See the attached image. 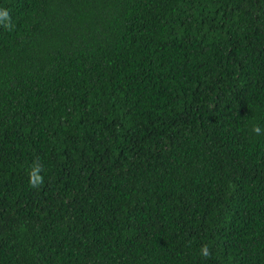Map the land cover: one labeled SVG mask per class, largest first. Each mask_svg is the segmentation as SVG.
Wrapping results in <instances>:
<instances>
[{"label":"trees","instance_id":"obj_1","mask_svg":"<svg viewBox=\"0 0 264 264\" xmlns=\"http://www.w3.org/2000/svg\"><path fill=\"white\" fill-rule=\"evenodd\" d=\"M0 10V264H264V0Z\"/></svg>","mask_w":264,"mask_h":264},{"label":"clouds","instance_id":"obj_2","mask_svg":"<svg viewBox=\"0 0 264 264\" xmlns=\"http://www.w3.org/2000/svg\"><path fill=\"white\" fill-rule=\"evenodd\" d=\"M6 20H10L8 12L6 10H0V22H4ZM252 131L259 135L261 134L262 129L258 125H255L253 126ZM41 172L42 167L38 163L33 165L29 172L30 187L38 188L43 184V176L40 175ZM200 251L202 257L204 258H209L212 254L208 245H203Z\"/></svg>","mask_w":264,"mask_h":264}]
</instances>
